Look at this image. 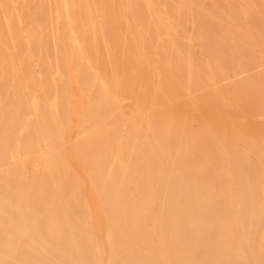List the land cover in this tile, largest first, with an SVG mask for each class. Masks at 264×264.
Instances as JSON below:
<instances>
[{
    "label": "bare ground",
    "instance_id": "bare-ground-1",
    "mask_svg": "<svg viewBox=\"0 0 264 264\" xmlns=\"http://www.w3.org/2000/svg\"><path fill=\"white\" fill-rule=\"evenodd\" d=\"M223 1L0 0V264H264V137L172 103L228 77L188 24L264 65Z\"/></svg>",
    "mask_w": 264,
    "mask_h": 264
},
{
    "label": "rangeland",
    "instance_id": "rangeland-1",
    "mask_svg": "<svg viewBox=\"0 0 264 264\" xmlns=\"http://www.w3.org/2000/svg\"><path fill=\"white\" fill-rule=\"evenodd\" d=\"M215 4L224 8L226 12L229 11V4L226 5L223 0H215ZM231 12H233V9H231ZM194 15L195 17L198 16L197 13ZM233 17H238V15L233 12ZM198 20L201 19H196V22ZM240 22L243 28H246L248 22H250L252 30H260L259 33L262 35L259 36L264 43V17L261 14L254 15L248 21L241 19ZM190 30L191 25L188 24L186 32L188 33ZM187 33L183 35L184 39L179 41V48H182L183 53L186 55L187 51H189L198 64H205L206 59L209 58L208 55L212 54L226 68L228 77L226 76V79H222V77L216 78V83L213 86L199 88L195 93L173 101V106L182 112V116H191L193 120H199L203 123L222 124L231 132L239 129L244 130L246 136H254V141L258 142L261 137H264V65L255 67L256 64L260 63L261 50L246 48V44H244L245 47L240 46L241 53L236 55L226 45H218V47L214 48L213 44H208L207 46L211 47L212 50L207 54H203L196 46H193V48L184 47ZM234 62H254L256 64H244V68H247L248 72L240 73L243 68H235V71H231L232 67L235 66L234 64H236ZM205 76V73L201 74V79L205 80ZM247 80L248 82H246ZM215 89H220L231 96L230 105L226 109L219 106L215 108L212 105ZM193 105H196L195 109L189 111V107ZM129 110L124 108L125 112ZM189 113L193 115L189 116ZM225 118L230 119L231 122L226 123V121L222 120ZM192 129L194 131L198 129L196 122L193 123ZM238 148H242L241 144H238Z\"/></svg>",
    "mask_w": 264,
    "mask_h": 264
}]
</instances>
